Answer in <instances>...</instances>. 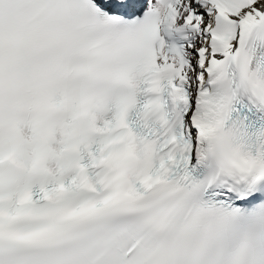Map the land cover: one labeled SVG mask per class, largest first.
Returning a JSON list of instances; mask_svg holds the SVG:
<instances>
[{
	"label": "snow or ice",
	"instance_id": "obj_1",
	"mask_svg": "<svg viewBox=\"0 0 264 264\" xmlns=\"http://www.w3.org/2000/svg\"><path fill=\"white\" fill-rule=\"evenodd\" d=\"M0 264H264V0H0Z\"/></svg>",
	"mask_w": 264,
	"mask_h": 264
}]
</instances>
